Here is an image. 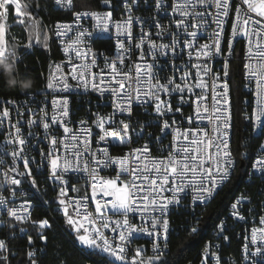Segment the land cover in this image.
<instances>
[{"label":"snow or ice","instance_id":"1","mask_svg":"<svg viewBox=\"0 0 264 264\" xmlns=\"http://www.w3.org/2000/svg\"><path fill=\"white\" fill-rule=\"evenodd\" d=\"M103 6L112 7V0H100ZM81 3L88 4L89 0H81ZM154 11L156 15L152 16V24H148L149 18L136 17L134 11L138 8L139 0H122L123 7L126 13L124 20L125 27L120 28L117 23V46L118 51L115 58H107L106 63L111 69L110 79L100 81L101 84L107 83L108 87H98L96 83L92 84L93 89H98L101 96L108 93L111 97V103L114 106V111L108 116L100 114L96 115V120L92 123L100 130L97 133L96 151L91 148L92 141L84 139L77 134L76 131L69 127V124L63 120H57L53 117L50 121L48 114L44 108L39 109V113H33L29 108L28 112L31 116L39 115V119L31 118L27 121L30 131L28 136L34 139L39 138V133L34 134L31 131L33 125L39 128L43 127V136L48 140L50 147L47 152L41 148L39 151L40 161H37L35 156L29 157L25 155L27 147L30 146V141L21 135V128L18 126L19 121L12 125L15 128L16 135L13 137L9 134V138L5 141L6 144L13 145L11 149L12 165L0 162V169L3 171L4 179L0 181L8 195L0 194V208L5 210L8 220L3 222V226L9 229L10 235L14 238L17 232L28 234V229L23 225L30 224L37 232L38 238L47 242L45 229H50L52 224L45 219L32 220L29 209L33 206L27 194L20 189L25 184L30 185V189H36V179L34 169L31 165L35 164L37 169L45 167L44 161L47 160L50 165L49 179L54 183H58V203L65 205L66 200L63 198L66 195L68 188L76 190L73 185V180L79 183V177H74L73 173H85L92 189V195L87 194L81 197V200L87 201L91 199L95 202L94 213L87 211V205L78 202L75 208V215L83 220H90L91 227H85L81 219H76L69 214L67 207L63 208V214L66 218V224L76 233L75 239L79 242L82 248L90 252L99 251L104 259L112 257L108 264H114L119 261L120 264H144L143 249L137 247L134 254L129 258L128 253H132L131 244L135 243L134 235L144 233L151 238L149 241L152 244L154 256L147 257V264H169L164 259L165 253L163 249H167L171 239L170 216L174 209H180L187 212L196 221L190 228V234L198 232L199 220L196 217V208L203 206L207 207L208 202L213 198L217 187L226 183L231 176L234 166L237 161L233 157L231 149L232 130L234 128L233 112L230 105V96L232 91V62L236 56L233 46V39L236 36H243L248 41V52L246 53L243 68L245 77L249 83L255 78V83L258 96L264 97V0H259L255 3L254 0H240V4H236L235 0H176L175 3L168 4L167 0H153ZM10 5L15 7L18 23L25 26L27 30H38L40 24L39 19L34 15L30 3H25L23 6L18 0H0V59L12 63L15 71L13 75L17 79H31L29 75L22 74L19 69L21 66L25 68V73H30V69L24 64L23 58L17 55L15 49L9 51L5 47V33L8 29L7 16L10 10ZM56 10L67 9L75 16V40L73 44L84 46L85 52L80 48L75 50L77 58L87 59V52L92 49L87 47L89 37L96 35L99 39H103V34L109 32L108 26L105 24L100 27L99 32L89 31L84 28L82 21L86 18L104 20L111 19V11H77L73 0H54ZM37 7H39L37 5ZM174 17L169 25H164L160 22L159 14L168 12ZM213 9L215 11H213ZM255 14V16L252 15ZM212 16V23L216 25L212 33V43H205L198 46V33L203 25L208 23V17ZM27 18V19H25ZM231 22V36L225 41L227 49L222 47L221 39L226 33L224 24ZM140 26L141 35L139 43L133 45L140 50L136 60H132V45L136 39L133 36V22ZM175 25V31L172 30V25ZM152 28L156 31L153 33ZM55 35L57 37L67 36L68 32L74 30L73 25H57ZM153 35L161 42L157 43V39H153ZM120 37H124L121 39ZM71 39V38H70ZM167 40V42H163ZM37 42H40L39 40ZM47 47V36L43 41ZM146 45V48H145ZM71 46V45H70ZM26 51L24 56L30 55L27 51L32 47V41L29 40L25 46ZM189 50L188 55L191 58L194 54L199 60L204 58L202 64H194L193 67L198 69L197 77L201 79L195 84V87L206 88V83H202L203 76H209L212 80L213 90L219 88L220 91L213 96V107L211 109L212 116H203L200 108L203 107L204 112H208L207 105H201V101L207 99L205 95H198L196 99V110L192 116L187 117L188 128H185L181 133L179 129H173L172 125L176 123L172 120L171 123L164 117L172 111L170 102L161 99V94L171 96L177 93L180 96L181 102L184 99L185 88L191 91V87L186 81L191 76L190 72H185L183 68L177 69L181 72V81L177 82L175 76L167 77L161 81L158 73L155 71L157 65L156 59L160 55H177V50ZM203 49V51H201ZM147 56H151L152 63H148ZM215 56L221 57V68L215 69L209 67L208 59ZM131 61V63H128ZM256 61V64H253ZM96 64V60H91V63L83 65H74L72 68V78L85 81L91 66ZM56 75H50L46 88L66 90L70 87L66 79L60 73V66L56 65ZM127 71H124V68ZM79 68L77 75L76 69ZM93 80L95 74H92ZM0 80L4 81V86L9 90H17L22 95H30L28 92H21L18 88L9 87L6 83L5 75L0 73ZM245 84V87L249 86ZM239 91V85L236 86ZM220 96L217 99L216 96ZM229 97L228 101L224 97ZM7 103L14 104L15 101L8 99ZM227 104L228 106H225ZM140 105L145 107L146 114L148 108L154 110V123L149 121H133L132 117L135 113V106ZM216 105H220L217 107ZM62 116H68L67 100L64 101ZM175 111L181 109L177 107ZM116 112L126 114V118L117 121L115 119ZM219 113V115H216ZM18 115L23 116V113ZM9 117V110L4 108L0 115V123L3 118ZM209 120L210 123H216V135L213 139L204 140L200 138V133L207 135L206 130L201 129L199 121ZM245 119L252 121L255 126H264V99L257 101V108L251 114L245 113ZM81 128L80 132L84 136L91 137L92 130L86 127L89 124L87 120L79 121ZM108 125L106 127L105 125ZM52 125H58V128L63 129V136L55 135L57 129H52ZM151 127H158L159 135H154L149 132ZM175 133V134H174ZM135 134V135H132ZM168 135H173L174 142L168 148V154L164 158H152L149 156L152 152V146L158 142L161 149L164 148V140ZM115 140L118 144H122L130 148V151L121 157H112L108 148L102 145H108L111 140ZM65 140L71 141L72 151L66 155L56 154L60 151V146L65 149L69 145ZM144 140L145 143L140 146L131 147L133 144H139V141ZM204 146L203 148L201 146ZM247 148V145H245ZM214 149L208 152V159L205 160L202 153L204 150ZM9 150L6 148L5 152ZM246 157L249 155L247 151L241 154ZM90 157L91 161L84 159ZM213 156L215 159L213 160ZM17 161H21L22 165H18ZM62 161V163H61ZM148 161V162H145ZM211 161L215 165V170L209 164ZM127 162V163H126ZM119 164L120 169L115 178L103 179L98 178V170ZM254 172H259L264 177V143L259 145V155L252 161L251 164ZM127 173V176L122 175ZM11 174V175H10ZM199 176V183L195 180ZM97 183H99L103 191L97 193ZM167 193V195H165ZM111 197V199H108ZM24 198V203L15 204V200ZM191 201L194 207L189 210V205L186 201ZM147 202V203H145ZM47 203V201H45ZM243 204L242 199H237L231 204V216L239 220H245L246 217L240 211L238 206ZM84 207L85 211L80 212V208ZM141 212L146 215L142 216L143 224L137 225L133 222V218L129 213ZM27 213L22 215L21 213ZM111 213V216L108 215ZM260 223L264 224V216L260 217ZM101 229L108 230L114 235L109 239ZM227 226L224 220L218 222V231L216 239L221 242L229 239L227 235ZM257 232H264V229H253L250 244L255 245L258 242ZM119 241V242H117ZM259 241L264 242V235L259 236ZM28 249L24 255L27 258V264H41L38 256H41L46 249H37L34 245V240L28 234ZM214 249V250H213ZM244 251H249V245L244 246ZM258 252H264V248L258 247ZM104 254H107L106 256ZM16 253L10 247L5 239H0V264H11V260L15 258ZM247 257H245L246 259ZM18 264H25L21 259ZM200 264H225L223 260L222 245L210 244L203 249V256Z\"/></svg>","mask_w":264,"mask_h":264},{"label":"built area","instance_id":"2","mask_svg":"<svg viewBox=\"0 0 264 264\" xmlns=\"http://www.w3.org/2000/svg\"><path fill=\"white\" fill-rule=\"evenodd\" d=\"M75 2L76 0H73L74 5ZM175 2L176 0H167L168 4H172ZM254 2L259 3V0H254ZM235 3L240 4V0H235ZM52 7L55 11L67 15V17L53 22L49 27V33H50L49 41H52L55 44L56 48L58 49L60 58L58 60H52L50 62L48 68L47 80L50 75L57 74L55 66L59 65L60 73L63 75V78L66 79L70 87L66 90H61V89H47L45 86V88L42 91L29 93L30 95L27 96L22 95L13 98L0 97V115H2V111L4 108H7L9 110V117L3 118V122L0 123V162L7 164L9 167H11L12 165V157L10 153L13 145L6 144L5 141L9 138V134H11L13 137L16 135L15 128L12 127V125L16 124L17 121H19L18 126L21 128V135L30 141V146L27 147V151L25 155H28L29 157L35 156L36 160L40 161L41 160V157L39 156L40 149L42 148L46 153L48 148L50 147L49 141L44 139L43 136L44 130L42 125L39 128L33 125L31 128V131L34 134L39 133L38 140L34 139L31 136H28V132L30 131V129L27 124V121L31 118L39 119V115H42V113H40L35 117L31 116L28 112L29 108L32 109L33 113H39V109L44 108L48 114L49 121L53 117H55L58 121L63 120L68 124H73V130L76 131L78 135H80L84 139H90L92 141L91 148L93 151H96L97 148L96 140L98 139L97 133L100 132V130L95 126V124L92 123L93 121L96 120L95 114L98 113L103 116H108L112 114L114 111V106L111 103L110 95L106 92L104 93L103 96H101L98 89L92 88V84L96 83L98 87H105V88L108 87L107 83L101 84L100 81L102 79L104 81H108L110 79L111 69L108 67V64L106 63V57L111 59V58H115L117 55V51H118V46L116 42L117 23H119L121 29L125 27L124 20L126 19V13L122 4V0H112V7L107 9L103 6L100 0H98L97 6L94 9H86V8L76 9L77 11H88V12L91 11L112 12L111 19L96 20V19L86 18L81 22L84 28L89 29V31L95 30V32L97 33L99 32L100 27L105 24L109 28V32L103 34V39H99L96 35L89 37L87 42V47L91 48L92 51L87 52V59L77 58L75 54V50L77 48H80L82 52L86 51L84 46L76 45L72 43V41L75 40L76 38L75 16L67 9L56 10V7L54 5V0H52ZM152 8H154L153 0H139V5L138 8L134 11V15L136 17L149 18L148 24L150 25L152 24V20L150 18L156 15L154 11H151ZM213 11L215 10L213 9ZM252 15L255 16L254 13H252ZM10 17L14 19V21L11 23L8 22ZM175 18L177 17H174L171 14L170 9L168 12H161L159 14L160 22L166 26L169 25V23ZM222 19L226 20V23L224 24L226 33L221 39V44L222 47H224L226 50L227 43L225 41L231 36L232 24L231 22H227V18H222ZM212 20L213 17L209 16L208 23L206 25H203L202 29L199 31L198 46L203 45L205 43L208 44L212 43V38H211L212 33L214 29H216V25L212 23ZM6 23L8 25V29L6 30L5 33V47L9 51H12L13 49L12 47L15 46L18 47L19 49H22L23 51H26L24 46L28 44L29 40L24 30H23V34H17L14 31L15 25H18L20 27H22V25L18 23L15 7L12 5H10V10L8 12ZM58 24L61 25L60 30H63V25H73L74 30L68 32L67 36L57 37L55 33L58 30L57 29ZM172 30L175 31L174 24L172 25ZM151 31L155 33L156 29L152 28ZM132 32H133V36L136 39L133 41L132 45H126V46L133 48L131 54L132 60H136L137 57L139 56L140 50L133 47V45L139 43V37L141 35V32H140V26L136 24L135 21L133 22ZM120 38L124 39V37H120ZM153 39H157V38L153 35ZM160 42L161 41L157 39V43ZM163 42H167V40ZM34 46L35 45L32 44V47ZM233 46L236 52V56L233 57V61H238L241 68V89H242L243 97L240 103V109H241V117L243 122L242 130L244 132V136L242 139V145L244 147L243 153L245 151L249 153L248 156L246 157L243 156L244 159L248 161V167L243 177V179H247V187L239 188V190L233 196V202H235L237 199H242L243 204L238 207L240 208V211L246 217V219L239 220L238 218L231 216V211H232L231 207H227L224 215L221 216V218L211 227V238H209L208 243H202L198 249L197 254L192 256L191 259H189L187 262L183 264H200L201 258L203 256V249L205 248L206 245H210V244L222 245L223 260L225 264H264V252L257 251L258 247L264 248V242L259 241V236L264 235V232L256 233L258 237L257 244L255 245L250 244L252 230L264 229V224L260 223V217L264 216V177H262L259 172H254V170L251 167L252 161L259 155V145L264 143V126H255L252 123V121H248L245 119V113L251 114L252 111L257 108V101L264 99V97L257 95L259 89H257L255 78H253L252 82L249 83L247 81V78L245 77V72L247 70L243 68V63L245 62L246 53L248 52V48H249L247 39L243 36L238 35L233 39ZM30 49H27V51H29ZM188 51L189 50L181 51L178 49L177 55H172L171 53H169L168 55H160L155 61V64L157 65L155 71L158 73L162 82L165 78L171 76H175L177 82H182L181 81L182 74L177 69L183 68L185 72L191 73V76L186 81L187 85L191 87V91H189L187 87L185 88V92L183 94L184 95L183 102H181L180 96L177 93H173L171 96L167 94H161V99L170 102L173 109L172 111L168 112L167 116L164 118L167 119L169 123H171L172 120H175L176 123L172 125V128L179 129L181 133L184 131L185 128H188L190 126L188 124L187 117L192 116L196 110L197 96L205 95L207 97L206 100L201 101V105H207L209 111L204 112L203 107H201L200 108L201 114L203 116H212L211 109L214 104L213 96L220 91L219 88H216L215 91L213 90L212 80L209 76L202 77V83H206L207 85L206 88L195 87L196 82L201 78L196 76L198 69L196 67H193L192 65L202 64L204 62V58L201 57L198 60L195 54L190 58L188 55ZM201 51H203V49H201ZM145 55L148 63H152L153 61L151 56H147L146 52ZM93 59L96 60V64L94 66H91L88 74H86L87 87H85L84 86L85 81L72 78L71 75L72 68L74 65H83L86 63L90 64L91 60ZM220 61H221V57L215 56L214 58L208 59L207 62L209 67L220 69L221 68ZM128 63H131V61H128ZM253 64L255 65L256 61H253ZM123 70L127 71V68L125 67ZM79 71L80 69L77 68L76 69L77 75L79 74ZM92 74H95L94 80ZM246 83H249V86L245 87ZM216 98L220 99V96L217 95ZM8 99L14 100L15 103L14 104L7 103ZM65 100H67V108L69 111L68 116L61 115V113L64 110L63 106ZM224 100L228 101L229 97L227 96L224 97ZM230 105L232 110L231 96H230ZM216 106L220 107V105H216ZM225 106L228 105L225 104ZM177 107H179L181 111L179 112L175 111ZM18 112L23 113V116L18 115ZM148 112L151 114H146L145 107L136 105L135 113L132 117V120L134 122L149 121L154 123L155 122L154 110L152 108H148ZM216 115H219V113H216ZM69 116H79V121L81 120L89 121V124L86 125V127L91 128L92 136L91 137L84 136V134L79 131V129L81 128V125L79 123H69ZM123 118H126V114H121L119 112H116L115 119L117 121V126H119L118 121ZM216 123L217 122L210 123L209 120L207 119L199 121L200 128L206 130L207 132V135H204V133L201 132L200 138L204 140L213 139L216 135ZM105 126L108 127L107 124ZM51 127L52 129H57L58 125H52ZM148 131L153 133L154 135L160 134V130L158 127H151L148 129ZM55 135H57L58 137L63 136L64 135L63 129L58 128V130L55 132ZM113 141H114V152H109L112 157H121L125 153L130 151L129 147H126L122 144H118L114 139ZM173 142H174L173 135H168L167 139L164 140L163 149H161L159 143L156 142L152 146V152L149 156V160H151L152 158L166 157L168 154V148ZM65 143L69 145V148L65 149L63 146H60V151L59 153L56 154L66 155L68 152L72 151L70 147L71 141L65 140ZM144 143L145 141L141 140L139 141V144H133L131 145V147L140 146L143 145ZM245 145H247V148L245 147ZM201 147L203 148L204 146L202 145ZM6 148L9 150L8 152H5ZM209 151L214 152V149L206 148L202 153L205 160L208 159ZM84 159L89 160V162L91 161V158L87 156H85ZM214 159L215 157L213 156V160ZM43 163L45 167H40L38 169L35 164L31 165V167L34 169V176L36 179L37 187L36 189H31L30 191H35L44 197L50 196V200L54 204V208L56 211L61 212L62 215L64 216L63 208L67 207L69 214L73 215L76 219H81V222L84 223L85 227H91L92 225L90 223V220L92 218H89V220H83L81 217H77L75 215V208L77 207L78 202L80 204L87 205V211L94 213L95 210L94 201H92L91 199L87 201L80 199L81 197H84L86 194L89 197H91L92 195V189L90 187V183L88 182L86 174L80 172L73 173L74 177H79V183H76L75 180H73L72 182L76 190L73 191L71 188H68L65 197H63L66 200V204L59 205L58 199L60 197H58V192L60 186L58 185V183H54L52 180L49 179L50 165L48 161L45 160ZM17 164L22 165V162L17 161ZM209 164H211V166L215 170V165L212 164L211 161H208V163L205 164V167H208ZM119 169H120V165L118 163L113 164L112 166L107 168L99 169L98 178H103V179L115 178L117 176V172L119 171ZM122 175L127 176V173L125 172ZM3 179H4L3 171L2 169H0V181H2ZM229 180L223 185L216 188L214 196L208 202V204L216 197L218 192L229 182ZM195 182L199 183V176H197ZM29 189H30V185L25 184L23 188L20 190L26 193V191H29ZM102 191H103L102 186L99 183H97L96 192L99 193ZM0 194L8 195V193L5 191L2 185H0ZM165 195H167V193H165ZM108 199H111V197H109ZM45 201L46 200L44 198V203ZM22 203H24V198H19L15 200V204L17 206ZM185 203L189 205V210H191V208L194 207V205L191 204L190 200L186 201ZM37 204L39 203L32 202L33 206L29 209L32 220H33V212ZM84 211L85 208L81 207L80 212L83 213ZM204 211L205 208L203 206L196 208V217L199 220V224H198V232L195 234H198L202 228V223H203L202 217ZM21 214L27 215V213L24 212H22ZM108 215L111 216V213H108ZM144 215L146 214L141 213L139 211L129 213V216L133 218V222L138 226L143 224L142 216ZM8 219L9 217L6 215L5 210L3 208H0V239H5L8 241L10 247L16 253L15 255L16 257L21 251L24 250L25 253V251L28 249L29 247L28 234L31 235L35 243V240L38 238L37 232L39 230L35 229L36 232L33 233L31 231V229H33L31 225L26 224L23 226L28 229V234L17 232L15 234V237L13 238L10 235L9 229L3 226V222ZM220 220H224L226 222V226L228 229L227 235L229 239L224 242H221L220 240L216 239V234L218 231V222ZM195 223L196 221L187 212L180 209H174L173 214L170 216L171 239L173 237L183 234L195 235V234H190V228ZM101 231H104L110 240L114 235L112 232L105 229H101ZM70 232L76 235V233L71 228H70ZM171 239H170V244H171ZM134 240L135 243L131 244V248L133 249V252L128 253L129 258H131V256L134 254V250L137 247H140L143 249L144 264H147V257L155 255L152 251V244L149 242L151 238L144 233H137L134 235ZM170 244L167 249H163L165 253L164 259H166L171 252ZM246 244L249 245L248 252L244 251V246ZM95 252L101 254L98 250ZM104 255L106 256L107 254ZM245 257L247 258L245 259ZM107 258L109 260L113 259L110 256ZM24 259H25V264H27V258L25 255H24ZM115 263L120 264L119 261H115Z\"/></svg>","mask_w":264,"mask_h":264},{"label":"trees","instance_id":"3","mask_svg":"<svg viewBox=\"0 0 264 264\" xmlns=\"http://www.w3.org/2000/svg\"><path fill=\"white\" fill-rule=\"evenodd\" d=\"M18 1L22 6L25 3L31 4L34 15L40 21L38 28L41 32L49 31V27L53 22L67 17V15L53 9L52 0ZM97 3L98 0H89L88 4L81 3V0H76L75 6L76 9H94ZM13 21L14 19L10 17L8 22L11 23ZM14 31L17 34H23V28L18 25L14 26ZM24 52L22 49H18L17 55L23 58L24 64L31 70L30 73H25L23 66L19 69L22 74L29 75L34 81V87L28 93L42 91L46 86L50 62L60 58L58 49L52 41H49L47 47L39 45L32 47L29 50L30 55L24 56ZM0 73L4 74L2 67H0ZM232 73L231 100L234 128L231 146L233 156L237 163L229 182L205 208L200 232L195 235L183 234L171 239V252L166 258L169 264H183L197 254L201 244L211 238V227L224 215L226 208L233 201L235 193L240 187H247L243 177L248 167V161L241 155L244 151L242 145L244 132L242 130L243 122L240 109L243 93L241 89V68L238 61L232 62ZM4 83V81L0 80V97L13 98L22 96L17 90H9V88L4 86ZM237 85H239V91H237ZM112 143L114 146L113 140ZM44 198L47 201L46 204L44 203ZM32 199L33 202L39 203L33 212V220L47 218L52 224L50 229L44 230L47 235V242L45 243V241L37 238L34 243L37 249H46L41 256H38L41 264H108V258L104 259L101 254L90 252L77 243L75 239L76 235L70 232V227L66 224V219L62 213L55 210L50 196L44 197L35 192ZM31 231L33 233L36 232L34 229H31ZM21 259L25 262L24 250L12 260L11 264H18ZM114 264L116 263L114 262Z\"/></svg>","mask_w":264,"mask_h":264},{"label":"clouds","instance_id":"4","mask_svg":"<svg viewBox=\"0 0 264 264\" xmlns=\"http://www.w3.org/2000/svg\"><path fill=\"white\" fill-rule=\"evenodd\" d=\"M0 67L4 69L6 83L9 87L18 88L21 92H28L34 87V81L30 79H17L13 73L15 71L14 65L0 59Z\"/></svg>","mask_w":264,"mask_h":264},{"label":"rangeland","instance_id":"5","mask_svg":"<svg viewBox=\"0 0 264 264\" xmlns=\"http://www.w3.org/2000/svg\"><path fill=\"white\" fill-rule=\"evenodd\" d=\"M25 19H27V18H25ZM19 24H20V23H19ZM21 25H22V24H21ZM22 28H23V30L25 31L28 40L31 39L32 44L35 45V46L39 45V46L45 47L44 44H43V41H44V39H45V36H47V43H48V41H49V39H50V33H49V31H47V32H41V30H40L39 28H38V30L30 31V30H27V29L25 28L24 25H22ZM38 40H39L40 42H37ZM12 48L15 49L16 52H17L18 49H19V48L16 47V46H15V47H12ZM13 49H12V50H13ZM77 243H79V242L77 241Z\"/></svg>","mask_w":264,"mask_h":264},{"label":"bare ground","instance_id":"6","mask_svg":"<svg viewBox=\"0 0 264 264\" xmlns=\"http://www.w3.org/2000/svg\"><path fill=\"white\" fill-rule=\"evenodd\" d=\"M69 123H79V116H69ZM69 127L73 129V124H69ZM105 147L108 148L109 152H114V146L111 140V143L108 145H104ZM244 182L247 184V179H244ZM246 186V185H245ZM26 194L28 198L33 202L32 196L35 195V191H26ZM233 201L230 203L229 207H231V204ZM209 240H207L205 243H208Z\"/></svg>","mask_w":264,"mask_h":264}]
</instances>
